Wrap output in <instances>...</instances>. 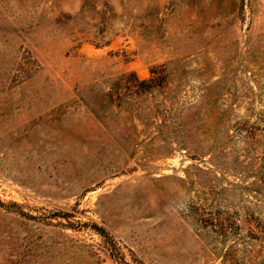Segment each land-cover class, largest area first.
I'll return each mask as SVG.
<instances>
[{
    "label": "rangeland",
    "instance_id": "obj_1",
    "mask_svg": "<svg viewBox=\"0 0 264 264\" xmlns=\"http://www.w3.org/2000/svg\"><path fill=\"white\" fill-rule=\"evenodd\" d=\"M0 264H264V0H0Z\"/></svg>",
    "mask_w": 264,
    "mask_h": 264
}]
</instances>
